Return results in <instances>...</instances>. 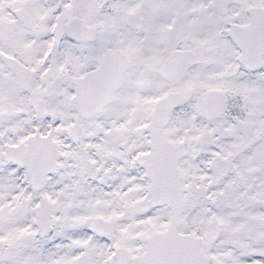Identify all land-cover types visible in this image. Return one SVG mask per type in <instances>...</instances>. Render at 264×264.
I'll return each instance as SVG.
<instances>
[{
    "label": "snow or ice",
    "instance_id": "6c2138e0",
    "mask_svg": "<svg viewBox=\"0 0 264 264\" xmlns=\"http://www.w3.org/2000/svg\"><path fill=\"white\" fill-rule=\"evenodd\" d=\"M0 264H264V0H0Z\"/></svg>",
    "mask_w": 264,
    "mask_h": 264
}]
</instances>
